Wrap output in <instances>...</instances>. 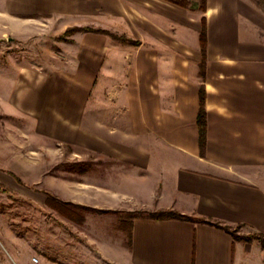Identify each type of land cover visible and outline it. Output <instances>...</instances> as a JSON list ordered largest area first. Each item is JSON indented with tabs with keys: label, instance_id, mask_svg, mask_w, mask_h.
Wrapping results in <instances>:
<instances>
[{
	"label": "crops",
	"instance_id": "1",
	"mask_svg": "<svg viewBox=\"0 0 264 264\" xmlns=\"http://www.w3.org/2000/svg\"><path fill=\"white\" fill-rule=\"evenodd\" d=\"M199 12L193 17L192 10L166 0H0V13L18 38L13 44L25 48L36 47L28 39L43 25L46 32L60 34L70 27L102 28L141 42L78 31L72 41H58L61 58L71 67L66 83H30L22 73L9 98L8 111L27 117L33 135L79 146L87 159L101 156L99 169H82L88 180L80 181L78 194L66 201L133 214L172 209L192 218L132 214L129 244L126 233L117 230L105 236L109 246L97 254L90 220L85 231L78 228L84 241L77 243L58 225V260L44 264H264L258 239L238 240L202 221L241 225L240 234H264V11L251 0H208L207 11ZM203 16L205 157L197 123ZM40 57L45 62L46 56ZM174 151L183 162L177 171ZM8 183L24 188L0 170V184ZM116 187H127L123 199L115 196ZM136 198L140 205L131 203ZM24 225L20 231L10 227L12 249L29 236V224ZM38 231L46 242V216Z\"/></svg>",
	"mask_w": 264,
	"mask_h": 264
},
{
	"label": "rangeland",
	"instance_id": "2",
	"mask_svg": "<svg viewBox=\"0 0 264 264\" xmlns=\"http://www.w3.org/2000/svg\"><path fill=\"white\" fill-rule=\"evenodd\" d=\"M189 1L194 7L192 12L195 17V12L200 14L197 8L199 0ZM251 1L257 5V0ZM193 23L195 22L192 20ZM43 26H38V30L28 39L37 42L36 47L25 48L13 44L18 39L16 33L12 30L11 23L8 24V18L0 13V170L6 171L10 176H13L14 170L24 182L21 183L24 188L16 189L8 183L11 188L5 185L7 191L0 189V264H25L27 260H30V264L57 261L58 258L54 254V238L58 225L62 227L64 234L73 240L70 242L77 243L79 240L84 241L78 235V228L86 229L85 223L90 220L89 228L97 232V240L93 246L96 254L100 249L109 246L108 237L105 236L125 232L127 243L130 241L133 213L78 206L66 201L78 194L80 181L88 180L82 169H99L104 163L100 161L101 156L91 155L87 159L86 150L79 146L60 142L50 135H33L36 129L32 128L27 117L8 111L9 98L21 85L22 73L31 79L30 83L40 80L50 84L66 83L65 71L67 67H71L64 64L65 59L61 58L63 54L58 41L61 39L70 42V36L73 34L49 33ZM38 42H41V48L38 47ZM40 56H46L45 62ZM196 56L197 53L192 48L189 53L191 61H194ZM174 153V169L177 171L183 162L179 157L180 152ZM105 164H111V161ZM55 189L60 190L58 194L54 192ZM45 190L51 191L52 198L44 193ZM126 190L127 187H123V190L120 188L115 196L123 199V192ZM45 199L48 200L46 206ZM133 202L141 204L137 198L135 201L131 200V203ZM148 213L151 212H134L147 215ZM43 216H46L47 220L46 242L40 240L38 231L39 219ZM24 224H29V236L26 240L14 242L15 249H12L7 240L9 229L14 227L20 231L23 226L27 228ZM28 253L30 258L26 255ZM34 257H38L39 261L35 262Z\"/></svg>",
	"mask_w": 264,
	"mask_h": 264
},
{
	"label": "trees",
	"instance_id": "3",
	"mask_svg": "<svg viewBox=\"0 0 264 264\" xmlns=\"http://www.w3.org/2000/svg\"><path fill=\"white\" fill-rule=\"evenodd\" d=\"M168 2H171L173 4L188 8L190 10H194V7L191 6L192 2L189 0H166ZM257 5L264 11V0H257ZM207 3L208 0H199V4L197 8L202 11H207ZM78 31H93V32H99L104 33L112 36L115 39L121 40L124 43H130L133 45H140L141 42L139 40H134L132 38H129L126 35H120L114 32H111L106 29L102 28H91V27H70L67 29L66 34L72 35ZM200 43H201V52H202V61L200 64V76L202 78V83L200 84V90H199V96H200V108L198 112L197 117V123L199 128V146H200V154L202 157L206 156V149H207V132H208V122H207V108H206V99H207V92H206V63H207V43H208V33H207V24H206V17L203 16L202 18V31L200 35ZM13 176L16 178V180L19 183H24L23 180L18 177L15 173H13ZM0 189L7 191L6 188L0 184ZM50 198H52V195H50ZM51 205V203L49 204ZM134 216H137L138 214H133ZM149 216L156 218V219H167V218H178V219H192L189 216H186L176 210H158L151 213H148ZM206 223H210L213 225H216L218 227H221L228 232H230L236 239L238 240H244V241H252L254 239H258L262 246L264 247V234L254 232L252 234H240L239 230L241 228V225H238L236 227H231L228 225H225L219 221H212V220H202Z\"/></svg>",
	"mask_w": 264,
	"mask_h": 264
},
{
	"label": "built area",
	"instance_id": "4",
	"mask_svg": "<svg viewBox=\"0 0 264 264\" xmlns=\"http://www.w3.org/2000/svg\"><path fill=\"white\" fill-rule=\"evenodd\" d=\"M33 260H34L35 262H38V261H39V259H38L37 257H34Z\"/></svg>",
	"mask_w": 264,
	"mask_h": 264
}]
</instances>
